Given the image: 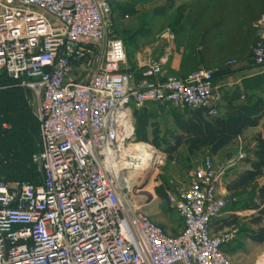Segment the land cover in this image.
I'll list each match as a JSON object with an SVG mask.
<instances>
[{
  "label": "built area",
  "instance_id": "obj_1",
  "mask_svg": "<svg viewBox=\"0 0 264 264\" xmlns=\"http://www.w3.org/2000/svg\"><path fill=\"white\" fill-rule=\"evenodd\" d=\"M117 1L0 0V76L36 103L33 159L42 163L36 181H0V264H232L224 248L238 231L215 232L213 223L236 202L226 175L244 162L242 149L223 164L206 153L188 185L167 194L182 221L178 235L129 196L140 173L130 153L134 111L166 105L219 113L213 70L167 78V49L129 67L107 24ZM252 28L248 62L263 67L264 16Z\"/></svg>",
  "mask_w": 264,
  "mask_h": 264
},
{
  "label": "rangeland",
  "instance_id": "obj_2",
  "mask_svg": "<svg viewBox=\"0 0 264 264\" xmlns=\"http://www.w3.org/2000/svg\"><path fill=\"white\" fill-rule=\"evenodd\" d=\"M115 5L116 7H113L114 10L112 9V15L109 17L107 24L110 28L111 37L120 40L126 46L129 67L133 68L136 65L135 59L138 55L145 57V59H155L165 52L167 46L169 47L174 44H176V46H185L189 41L187 39L195 42L197 38L196 33L188 31L185 36L186 40H182L181 37H176L175 33L172 31L178 19V15L185 14V11H181V9L191 5L190 1L118 0ZM212 5L214 7H212L211 10L215 9L221 16H227L226 18L229 17V19H231L230 12L236 10L238 2H236V0H226L222 2L213 1ZM212 14L213 13L210 11L201 20L200 24L203 25V28L211 26L217 20V15L215 14L214 16ZM260 16L262 17L264 15ZM257 18L258 17H256L255 20ZM253 22L245 25H240L239 22L233 25L223 24L226 37L221 42H218L221 44L223 43L222 55H220V60L218 59V61H221L222 65L220 67L224 70H227L224 66L229 60H237L239 64L240 62L250 64V67L253 69V74L261 72V70L264 69V66L256 67L248 62L253 47L249 41L252 36V26L255 23ZM165 32L172 34L174 37L173 40L162 38V34ZM192 45L188 44L189 47ZM200 69L213 70L214 68L203 67ZM165 77L179 79L170 74L165 75ZM262 81L260 79L249 82V89L244 93L245 103H252L256 100H262L264 102V83ZM12 92L8 94L10 95ZM1 96L4 97V95ZM27 106L29 107L28 109L31 115L36 118V103L33 102L27 104ZM184 110L183 108H175L166 105L149 107L148 111L152 112L153 117L149 119L146 126L138 128V136L135 137L136 139L134 142L136 144L146 143L151 146L159 155L160 162L155 167L148 170L147 174H136L135 177L138 178L137 184L140 183L142 186L140 189L135 188L129 196H131L135 205L142 212L151 217L166 233L172 236L180 233L182 221L167 203V194L185 188L191 179L192 172L202 157L208 153V150L204 149L193 154H188L185 148H180L175 154L171 155V158L165 153V150L173 145L174 138L181 135V122L186 114ZM9 113L12 115L15 114V112ZM7 116H10V114H7ZM4 117L5 116L0 115V129L10 130L7 134V138L10 140L8 145L10 149L14 151L13 155L17 152L18 156L22 157V154L26 151L24 145H26L25 139L27 135L25 131L23 133H13V131H11L13 127L9 121L4 120ZM32 124L34 126V122ZM242 136L241 144L232 143L228 146L227 150L220 155H214V161L218 164H223L228 160L234 159L238 150L241 149L245 157L250 159L251 152L255 148L254 137L250 138L249 134H243ZM139 138L144 139L145 142L138 141ZM10 167L9 162L6 164L0 162V178L6 179L3 174L9 171V169H11ZM247 167V164L242 161L235 165L226 175L227 182L229 183L232 181L239 172L244 171ZM141 179L145 181L143 182ZM0 181L3 180L1 179ZM258 184L259 183H256L255 186L246 191L231 194V198L235 199L237 202L236 210L244 213L245 218L257 215L256 211H243L240 206L242 204H248V206H250L256 202V187ZM260 184L264 186V178ZM238 230L241 233L237 241L238 244L240 246L246 245L247 242L244 236L253 233V229L247 226V223H241L238 226ZM245 245L243 251L249 253L251 250L245 247ZM251 258L252 257H250V260Z\"/></svg>",
  "mask_w": 264,
  "mask_h": 264
},
{
  "label": "trees",
  "instance_id": "obj_3",
  "mask_svg": "<svg viewBox=\"0 0 264 264\" xmlns=\"http://www.w3.org/2000/svg\"><path fill=\"white\" fill-rule=\"evenodd\" d=\"M187 1H190L191 5L181 9V11H185V14L178 15V19L172 28L176 37H181L182 40H186L185 36L188 31L197 34L195 42L187 39L189 41L185 45L186 55L183 58V65L181 67V70L186 74L184 78L192 72L199 70L200 65L209 67L208 56L222 55L223 43L218 42H221L226 37L225 24L233 25L239 22L240 25H245L253 21L255 22L261 17L260 15H264V0H236L238 5L236 10L230 12L231 19L229 17L226 18L227 16H221L215 9L211 10L214 7L212 5L213 1L222 2L226 0ZM210 11L213 13L212 15H217V20L211 26L203 28L200 22ZM256 17L258 18L255 20ZM254 38V30L252 28V36L249 40L252 46L254 45ZM188 44L193 45L189 47ZM195 45L200 48L198 54L195 53L196 48L193 47ZM259 78L261 81L264 80V75L262 77H255L250 81L260 80ZM249 82L244 87V93L249 89ZM262 82L264 83V81ZM11 92L12 94L9 95L8 93ZM0 94L4 95V97L0 95V115L5 116L4 120L9 121L13 127V130H11L13 133H23L25 131L27 135L25 139L26 145H24L26 151L22 154V157H19L17 152L13 155L14 151L8 145L10 140L7 138V134L10 130L0 129V162L4 164L9 162V166H11V169L3 174L6 179L0 178V180L2 179L5 182L11 183L36 181L39 176L33 157L40 149L39 124L28 109V93L17 87L14 82L0 76ZM153 106L157 105H148L141 110L134 111L135 137L138 136V128L146 126L149 119L153 117L152 112L148 111V108ZM184 111L186 114L181 122V135L175 137L173 145L165 150L169 158L180 148L187 149L188 154H193L201 149H207L211 156L217 155V153L231 145L247 130L254 129L259 125L264 116V102L256 100L252 103L241 104L229 109L225 115H218L216 117L206 116L203 110L189 111L185 109ZM9 112H15V114L12 115ZM7 114H10V116H7ZM253 140L255 148L251 152V158H245L244 160L248 168L239 172L227 184V191L231 194L252 188L259 179L264 177V144L260 136H256ZM138 141L145 142L142 138H139ZM235 203L230 208L232 211L236 210L237 202ZM240 207H242L243 211H256L257 215L252 216L251 223L255 226H260L264 222V186L256 187V202L254 204L250 206L242 204ZM237 220L236 216L218 219L213 223V230L219 232L223 228L232 227L236 225ZM248 235L254 243H263L264 226L259 228L257 232Z\"/></svg>",
  "mask_w": 264,
  "mask_h": 264
},
{
  "label": "crops",
  "instance_id": "obj_4",
  "mask_svg": "<svg viewBox=\"0 0 264 264\" xmlns=\"http://www.w3.org/2000/svg\"><path fill=\"white\" fill-rule=\"evenodd\" d=\"M193 47L196 48L195 53L198 54L200 48L196 47V45ZM166 49L169 51V62L165 67V75L170 74L171 76H175L179 79H183L184 76H186V74L181 70V67L183 65V58L186 55L185 46L184 45L176 46V44H174V45H170L169 47L167 46ZM218 59L220 60V55L208 56V60H209L208 63L210 64L209 67L214 68L213 71L215 72L214 91H213L214 106L220 115H225L227 111L232 107L245 104L244 102L245 85L253 78L264 75V69H262L261 72H256V74H253L252 73L253 69L252 67H250V64H246V62H240V64L237 67L233 69L224 70L223 68L220 67L222 64L221 61H218ZM146 60H148V58L145 59V57L138 55L135 59L136 65L133 68L132 67L130 68L136 69L138 66L144 65ZM200 68H203V65H200L199 69ZM137 78H140V72L137 73ZM244 134L245 135L249 134L250 138L251 137L255 138L256 136H260L264 144V116L262 117L261 121L259 122V125L256 128L249 129ZM242 137L243 136L236 139L233 142V144L234 143L241 144ZM227 148L228 147L221 150L215 156L220 155L222 152L227 150ZM215 156H213L214 159ZM235 157L236 155L234 156V158ZM263 178L264 177H262L257 181V183H259L258 186H261L260 182L263 180ZM244 215H245L244 213L238 212L237 210L232 211L231 209H227L225 214L219 218V219H223L229 216H236L238 218L236 225L233 226L238 231L237 237L230 245L224 248V252L232 264H264V242L261 244L254 243L253 241L250 240L249 235H245L244 237L247 244L244 245L249 250H251L249 252L250 254L245 253V251H243L244 245L240 246L237 242L239 240L238 238L241 236V233L238 230L239 224L247 223V226L252 228L253 229L252 231L254 232H257L259 228L264 226V222L260 226L253 225L251 223L252 217L249 216L250 218H245ZM250 257H252L251 260Z\"/></svg>",
  "mask_w": 264,
  "mask_h": 264
},
{
  "label": "bare ground",
  "instance_id": "obj_5",
  "mask_svg": "<svg viewBox=\"0 0 264 264\" xmlns=\"http://www.w3.org/2000/svg\"><path fill=\"white\" fill-rule=\"evenodd\" d=\"M130 153L131 157L137 160L136 170L140 173L147 174V171L151 169V162H160V157L157 152L146 143L135 144Z\"/></svg>",
  "mask_w": 264,
  "mask_h": 264
},
{
  "label": "water",
  "instance_id": "obj_6",
  "mask_svg": "<svg viewBox=\"0 0 264 264\" xmlns=\"http://www.w3.org/2000/svg\"><path fill=\"white\" fill-rule=\"evenodd\" d=\"M154 162H155V161L151 162V168H152V167H155V166L158 164L157 162H155V163H154ZM36 165H37V168L41 171L42 163H41L40 159L37 160ZM141 180H143V179H141ZM144 181H145V180H143V182H144ZM141 186H142V185L139 183V184L136 185L135 188H136V189H140Z\"/></svg>",
  "mask_w": 264,
  "mask_h": 264
}]
</instances>
